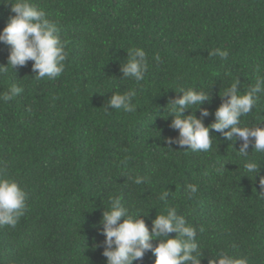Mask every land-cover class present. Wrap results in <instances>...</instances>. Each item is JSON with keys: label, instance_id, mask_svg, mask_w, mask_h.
<instances>
[{"label": "trees", "instance_id": "trees-1", "mask_svg": "<svg viewBox=\"0 0 264 264\" xmlns=\"http://www.w3.org/2000/svg\"><path fill=\"white\" fill-rule=\"evenodd\" d=\"M11 2L0 0V32L14 15ZM31 2L58 24L67 58L51 79L34 78V61L0 72V95L14 83L24 89L0 100V176L27 193L16 226L0 227V264H107L101 221L115 194L150 231L175 208L197 230L201 264L221 253L264 264V152L250 145L241 156L243 141L216 131L206 152L169 144L179 132L167 112L181 88L204 90L209 99L195 114L207 109L209 126L227 87L238 80L243 94L264 76V0ZM133 48L147 53L139 82L121 71ZM10 49L0 42V65ZM133 89L135 112L106 109L114 91ZM241 126L264 128V92ZM251 160L261 167L256 179L244 170ZM137 176L147 180L137 185ZM188 184L198 188L192 197ZM155 259L148 251L133 264Z\"/></svg>", "mask_w": 264, "mask_h": 264}, {"label": "clouds", "instance_id": "clouds-1", "mask_svg": "<svg viewBox=\"0 0 264 264\" xmlns=\"http://www.w3.org/2000/svg\"><path fill=\"white\" fill-rule=\"evenodd\" d=\"M10 4L14 15L10 16L7 26L0 32V42L10 45L11 49L7 65H0V72L9 67L17 70L28 61H34L32 67L36 73L35 79L59 76L64 71L67 53L66 44L58 34V24L31 0H14ZM210 55L226 58L228 52L215 50ZM148 67L147 53L142 48H133L128 51L127 62L121 71L126 78L139 82L144 79ZM238 85L237 80L220 94L222 99H227L217 108L215 122L209 126H205L203 120L209 115L207 109L201 111L199 118L195 114L209 99L208 93L195 88H181V95L167 105L168 116L173 117L170 126L179 132L178 138H169V144L175 142L180 148L187 146V149L192 151L206 152L212 147L210 132L216 131L228 140L234 137L242 140L243 143L237 151L241 156L249 155L250 145L255 152H264V128L241 126V117L253 110L258 94L264 92V76L258 75L255 84L243 94L238 91ZM23 91L22 86L14 83L7 92L0 95V100L11 101ZM136 95L135 89L122 94L114 91L105 107L108 110L111 108L135 112L136 106L132 101ZM187 109H192L191 114H185ZM244 170L246 173H253L256 179L261 167L255 160H251L245 163ZM146 180V177L137 176L134 183L139 185ZM259 183L264 185V175H259ZM197 191L196 185H187L189 197L194 196ZM168 196L169 192L165 191L159 199L166 202ZM26 200L27 193L18 181L0 176V227L16 226L20 217L27 211ZM141 214L130 213L129 209L123 206L119 194L110 196L108 210L103 213L101 221L102 234L106 237L103 255L107 258V264H133L134 261L142 259L148 251L156 257L155 264H201L203 255L196 239L197 230L189 225L175 208L167 207L164 214H159L153 221L151 231ZM200 231L202 232L203 228ZM171 233L177 235L171 237ZM153 240H158L159 243L154 246ZM209 264H248V259L221 253L211 258Z\"/></svg>", "mask_w": 264, "mask_h": 264}]
</instances>
